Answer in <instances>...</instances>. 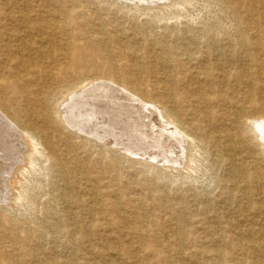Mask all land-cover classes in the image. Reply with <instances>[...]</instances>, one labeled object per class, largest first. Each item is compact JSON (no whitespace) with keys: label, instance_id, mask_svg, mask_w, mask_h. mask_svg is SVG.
I'll return each mask as SVG.
<instances>
[{"label":"bare ground","instance_id":"obj_1","mask_svg":"<svg viewBox=\"0 0 264 264\" xmlns=\"http://www.w3.org/2000/svg\"><path fill=\"white\" fill-rule=\"evenodd\" d=\"M213 5L226 25L192 24ZM51 40L59 41L57 49L49 48ZM170 125L180 139L165 133ZM90 147L105 161L101 173L119 202L132 193L125 202L143 209L145 198L164 209L169 197L152 194V187L169 176L193 179L199 156L212 154L231 183L221 199L224 211L214 219L222 224L231 216L236 199L242 216L232 238L214 240L212 264H264V0H0V224H8L0 246L9 240L27 261L39 263L47 242L58 247L69 235L74 245L83 228L94 229L104 193L80 156ZM41 170L56 192L49 202L34 191L11 199L14 186ZM201 195L195 198L205 199ZM22 199L41 204L44 220L22 225L11 211ZM177 200L171 215L178 220V249H193L197 262L208 264V243L190 238L179 218L187 205ZM89 214L92 221L81 226ZM56 215L55 234L56 223L48 220ZM143 217L132 229L139 251L148 250ZM92 237L84 238L85 247ZM110 249L119 253L123 245ZM11 255L3 264H18ZM70 256L64 264L74 263Z\"/></svg>","mask_w":264,"mask_h":264},{"label":"rangeland","instance_id":"obj_2","mask_svg":"<svg viewBox=\"0 0 264 264\" xmlns=\"http://www.w3.org/2000/svg\"><path fill=\"white\" fill-rule=\"evenodd\" d=\"M37 10L38 7L35 8V11ZM32 14L34 15L35 12H33ZM225 17L226 15L220 12L218 7L213 5L207 8H203L201 15L196 19L197 22L195 24L194 23L192 24L198 25L200 22H204L208 20L212 22H219V23L221 22L223 25H226L229 20L227 19V17L226 18ZM58 44H59L58 40H51L48 45L49 48L51 49H57ZM1 59H4V56H1ZM172 128H173L172 125H170L169 130H167L168 128L167 129L163 128V129L165 133L172 134L173 137L180 139L182 136L181 133L178 130L176 129L174 130ZM49 133L51 134V131H49ZM54 134L55 132L53 130L52 136ZM91 149L92 148L90 147L88 149L79 150V152L82 161L85 162V164L88 167H90L93 175L99 178L98 180L100 183L99 185L104 193V195H101V197H99V201H101L102 204H104V206L103 208L100 205L96 206V208L101 212L97 216L94 215L101 221L96 222L95 225L93 224L94 229L89 230V232H87V230L83 228L81 230V233H79L77 236L78 241H76L74 245L70 244L69 235L65 237L62 235L58 247L54 246L52 243L50 244L49 242H47L44 248H42L39 252V256H40L39 263L30 262L29 260L27 261V259L22 255L21 250L18 247L11 245L9 243V240H6L4 244L0 246V255H1L0 264H3L5 262V257L8 260H10V258L12 257L11 253H14L15 255L18 256V262H17L18 264H64V261H66L65 257L70 256L72 253L73 254L70 257L74 262L73 264H90V263L91 264H111V263L199 264L195 258V252H196L195 250L188 249L183 253L179 251L177 246L178 236L176 234L175 226L178 223V220L177 219L174 220L175 217L171 215V212H174V208L177 206V203H179V201L177 200L178 198L182 200L181 203H183L182 204L183 206L187 205V208L182 209L183 214H181L179 218L180 217L184 218L185 221L184 225L189 230L190 238H195L200 242H207L208 244L204 245L203 247L207 249L209 253L208 255L211 257L208 264H212L215 262L213 255L217 252L218 247H217V243L216 244L214 243V240L218 239L220 235L223 236L227 235L229 239L232 238L233 234L231 233L232 231H230V229L231 228L235 229L233 226H236L237 222L242 221V216L239 214L238 211V206L241 204V202L237 201L236 199L233 202L232 206L229 207L232 212L231 216L224 218L222 220L223 221L222 224L220 223V221H216V219H214L217 215H219L220 213L222 214V212L224 211L225 205L221 203L222 202L221 199L222 196L224 195V191L226 187L231 185V183L228 179L225 168L223 166H220L218 168L215 166V160L213 159L212 154L207 153L201 155L202 157L199 156L200 166L198 169V173L194 174L193 179H189L187 177H182V176L177 178L174 177L173 179V176H169L167 178L168 180L167 179L165 180L164 185H154L152 187L151 189L152 194H157L162 196L164 195L169 197L167 198L168 204L164 209H160L157 206L156 201L151 198L144 199V202L146 203L144 204L145 206L143 209V206H141L140 208L139 206L134 207L133 204H127L125 202V199L127 200L128 198L133 197L132 193L129 194L128 192H124V194H122L123 203L119 202V199L114 194L116 188L111 182L110 177L108 175H103L101 173L102 171H104V167L106 166L105 161H102L100 159L101 156L98 153L92 152ZM164 165H166V163ZM138 168H142V167L138 166ZM121 173L123 175L122 179L126 181L127 177H124L125 176L124 173H126V171ZM34 176L32 175L29 176V180L24 179L23 184L21 186L20 185L14 186L13 191L11 192V199L14 198L16 195H18L19 193H23L25 197H28V195L34 191V193L37 194L42 199L41 201L42 203L49 202L52 199V197L56 194V192L54 188L51 189V187H49V179L46 177V171L41 170L40 173L34 174ZM38 177H42V179ZM170 178L171 180L173 179V181H171ZM142 189L143 187L141 185L137 186V188L135 189L136 190L135 192L137 193L136 196L138 195L139 197H142L141 194ZM122 190L124 191V189ZM72 193L74 198L80 197L79 194L80 192L78 190L77 191L75 190ZM182 193H184V196L182 195ZM196 194L204 195V198L206 200L203 199L204 200L203 201L198 197L195 198ZM87 197L88 196H85V198ZM111 204L116 207V212H114L113 207H110ZM19 205L22 206V211H21V206ZM203 206L209 207L206 213L203 211ZM24 208L26 210H23ZM40 209H41V204L37 206L35 204L28 202L27 200L22 199L15 203L13 201L11 211L16 218H19L22 221L23 223L22 225L25 224L27 225L28 223L34 221L38 222L39 220H44L45 214L39 212ZM61 209H62V205H59L58 210H60V215H61ZM83 209H86V207H83ZM141 216L142 217L144 216L146 218V223L143 224L142 233L144 234V238L148 246L147 251H139V249L136 246L137 235L133 231L135 226L133 221L137 218L141 219L142 218ZM212 218L215 220V222H213L214 225L213 227H215V231L217 232L215 235H214L215 231H211L213 232L211 233L209 230H207L208 224H210L209 221ZM84 219L85 221L82 222L81 226L85 227V225L88 224V222L90 223L92 221L93 216L89 214L87 215V217H84ZM57 220L56 219L48 220L49 223L51 222L56 223L54 226L56 228H52L55 234L58 230L60 216L57 217ZM110 223H111V227L108 225ZM7 226L8 224L1 223L0 232L4 230V228H6ZM222 227L228 229V231L225 233L223 230L221 233ZM52 229H49L50 230L49 233L50 232L53 233ZM208 233L212 235L210 236ZM46 236L47 234H45V237ZM84 236L88 238L89 236H93L91 248L87 246L85 247V245L83 244V242L85 241ZM260 237L263 236L260 235ZM126 242H128V244H126ZM262 242L264 243V240H262ZM111 244L112 245L114 244L113 247ZM117 244L123 245V249L119 251V253L114 252L110 249L116 247ZM14 248L16 249L14 250ZM227 252L228 253L230 252L229 249L227 250ZM136 254L140 256L139 261H136V259L133 260V258L136 257ZM225 264H235V263L227 262ZM245 264H256V263L249 262Z\"/></svg>","mask_w":264,"mask_h":264}]
</instances>
